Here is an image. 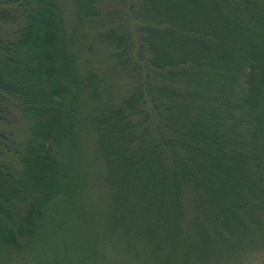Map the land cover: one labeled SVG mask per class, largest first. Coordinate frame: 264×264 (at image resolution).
Returning <instances> with one entry per match:
<instances>
[{"label":"trees","instance_id":"1","mask_svg":"<svg viewBox=\"0 0 264 264\" xmlns=\"http://www.w3.org/2000/svg\"><path fill=\"white\" fill-rule=\"evenodd\" d=\"M107 1L0 0L3 260L264 264V0Z\"/></svg>","mask_w":264,"mask_h":264},{"label":"rangeland","instance_id":"2","mask_svg":"<svg viewBox=\"0 0 264 264\" xmlns=\"http://www.w3.org/2000/svg\"><path fill=\"white\" fill-rule=\"evenodd\" d=\"M70 4V3H69ZM106 4H126V1H122V0H110L107 1ZM83 144L87 147L86 150L82 153V152H78L77 154L79 155V157L81 158L82 164L80 166L87 168L90 176L88 178V180H86V182L83 184V187L80 191H78V193L75 195L76 197V203L78 204V206H83L87 209H94L96 207V200L98 197V194L100 192L101 189V176L102 174L96 172L95 168L96 166L100 165V162L97 158V156L95 155V153L93 152V149H91V136L83 139ZM91 166V168H89ZM65 208H67L65 206ZM53 213L56 212H60V213H64V209H61V205L60 204H54L52 206ZM80 214V213H79ZM79 214L74 213L72 217H74L71 221H76V223H78V221L80 220ZM71 213H66L65 216L70 217L71 218ZM81 215V214H80ZM56 216H58V213H56ZM88 231V230H85ZM48 232V233H46ZM44 232V234L46 233V236L49 238L50 231ZM73 235V234H72ZM71 235V236H72ZM69 236V235H66ZM70 236V237H71ZM4 256H1L0 254V264H16V261L18 259V255L16 253V251H12L9 254L6 255V259L3 260Z\"/></svg>","mask_w":264,"mask_h":264}]
</instances>
